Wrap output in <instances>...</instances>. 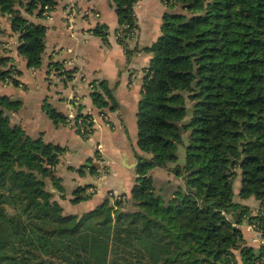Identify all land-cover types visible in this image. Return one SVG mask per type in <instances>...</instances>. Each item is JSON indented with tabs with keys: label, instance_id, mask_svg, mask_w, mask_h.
Here are the masks:
<instances>
[{
	"label": "trees",
	"instance_id": "obj_1",
	"mask_svg": "<svg viewBox=\"0 0 264 264\" xmlns=\"http://www.w3.org/2000/svg\"><path fill=\"white\" fill-rule=\"evenodd\" d=\"M138 1L112 0L128 55L135 51L128 40L139 27ZM57 4L0 0V34L7 16L29 68L44 63L48 28L28 15L44 17ZM167 5L161 34L142 48L152 57L138 104L137 176L129 196L66 213L47 188L50 179L64 192L55 168L66 147L29 135L11 116L21 100L0 94V264H255L263 257L262 247L246 241L241 223L264 228V0ZM108 29L97 22L91 30L108 41ZM75 70L52 60L47 73L67 81ZM22 72L0 40V81L23 85ZM90 84L99 114L119 107L108 80ZM43 107L54 123H70L47 101ZM78 108L76 130L88 137L92 113ZM183 133L186 160L180 164ZM156 167L182 183L159 187ZM239 171L238 195L259 200L257 213L235 199ZM90 187L78 186L71 201L92 197Z\"/></svg>",
	"mask_w": 264,
	"mask_h": 264
},
{
	"label": "crops",
	"instance_id": "obj_2",
	"mask_svg": "<svg viewBox=\"0 0 264 264\" xmlns=\"http://www.w3.org/2000/svg\"><path fill=\"white\" fill-rule=\"evenodd\" d=\"M134 9L139 27L135 36L128 40L129 48L135 49L131 55L118 40V17L112 0H58L49 15H28L48 28L44 63L40 68L27 66L18 53L19 36L12 32L7 16L1 18L0 40L23 71L20 75L23 85L0 81V94L21 100L19 109L11 112V116L29 135H42L45 141L66 147L55 168L64 192L58 191L52 180L47 182V188L55 194L66 213L81 214L106 198L113 199L114 195L124 193L129 196L136 179L137 111L152 57L142 48L161 34L163 15L169 7L167 0H139ZM97 22L108 25V41L92 32ZM52 60L75 68L74 77L67 81L54 73L49 77L48 64ZM96 79L108 80L119 103L116 110L108 112V121L93 104L90 83ZM46 101L68 116H76L78 105H82V111L95 114L94 131L83 137L71 123H54L44 110ZM101 158L105 160L104 171L99 162ZM160 169L166 171V181L173 180L175 176L170 170L156 167L153 169L156 181ZM238 177L242 179L240 171ZM235 183L236 179V200L249 205L255 212L260 206L259 200L254 197L241 200L238 195L241 184ZM88 184L92 185L91 191L95 190L93 196L72 202L74 189ZM241 229L248 244L257 246L253 241L254 231L245 223Z\"/></svg>",
	"mask_w": 264,
	"mask_h": 264
},
{
	"label": "built area",
	"instance_id": "obj_3",
	"mask_svg": "<svg viewBox=\"0 0 264 264\" xmlns=\"http://www.w3.org/2000/svg\"><path fill=\"white\" fill-rule=\"evenodd\" d=\"M89 113H91V112H89ZM100 115L102 116V118L104 120H107V121L109 120V113L108 112H106V113H100ZM75 117H76L75 115H72V114L69 115V119H70L71 125L77 127V126H79L81 124V119H78L76 121V118ZM91 120L93 122H95V114H93V113H92V119ZM99 162L102 165V168H103L102 171H104L105 170V166H106L105 165V160L103 158H101L99 160ZM94 191L95 190H93V192ZM113 197L115 198V197H118V196L114 195ZM258 209H260V206H259ZM257 210L255 211L256 213H257ZM262 212H264V209H262ZM244 223L247 224L248 228H250L251 230L254 231L255 237H254L253 241L257 244V247H259V248L262 247L263 250H264V228H262L257 223H251V222H249L247 219L244 222H242L241 225L244 224ZM255 264H264V253H263V257H261V258H259V259H257L255 261Z\"/></svg>",
	"mask_w": 264,
	"mask_h": 264
},
{
	"label": "rangeland",
	"instance_id": "obj_4",
	"mask_svg": "<svg viewBox=\"0 0 264 264\" xmlns=\"http://www.w3.org/2000/svg\"><path fill=\"white\" fill-rule=\"evenodd\" d=\"M187 134L188 133H183V140L184 142L183 143H179L178 144V154H179V158H178V161L177 163H180V164H184L185 163V160H186V143H187ZM172 165H176V163H172ZM157 168H160V167H157ZM166 171H163V169H160L159 171H157V174H156V178L158 179L157 180V185L159 187H162L164 182H166V180L164 178L165 177V173ZM175 176V175H174ZM174 183H182V179L178 178L175 176L172 180ZM241 184V177H238L236 178V183L237 184ZM235 183V185H236ZM91 188V187H90ZM89 188V191H91V189ZM116 198V197H115ZM235 199H236V196H235Z\"/></svg>",
	"mask_w": 264,
	"mask_h": 264
}]
</instances>
